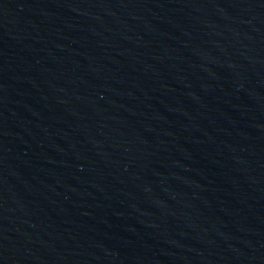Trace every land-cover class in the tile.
I'll use <instances>...</instances> for the list:
<instances>
[{
  "label": "water",
  "instance_id": "water-1",
  "mask_svg": "<svg viewBox=\"0 0 264 264\" xmlns=\"http://www.w3.org/2000/svg\"><path fill=\"white\" fill-rule=\"evenodd\" d=\"M0 264H264V0H0Z\"/></svg>",
  "mask_w": 264,
  "mask_h": 264
}]
</instances>
